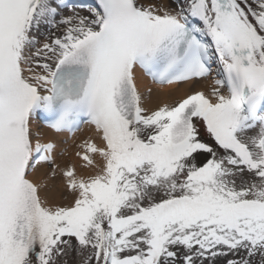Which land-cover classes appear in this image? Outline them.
Returning <instances> with one entry per match:
<instances>
[{
	"label": "snow or ice",
	"instance_id": "snow-or-ice-1",
	"mask_svg": "<svg viewBox=\"0 0 264 264\" xmlns=\"http://www.w3.org/2000/svg\"><path fill=\"white\" fill-rule=\"evenodd\" d=\"M0 264H264V0H0Z\"/></svg>",
	"mask_w": 264,
	"mask_h": 264
},
{
	"label": "bare ground",
	"instance_id": "bare-ground-1",
	"mask_svg": "<svg viewBox=\"0 0 264 264\" xmlns=\"http://www.w3.org/2000/svg\"><path fill=\"white\" fill-rule=\"evenodd\" d=\"M183 89L181 90L180 93H177L174 95L171 99H178L179 96L182 94ZM149 106H154V104L149 105ZM49 135H52L51 133ZM92 135L91 130L85 126L81 131L77 132L74 137H70L68 139V143L63 145V147L66 146V154L63 157H58V159L61 160V162H64L66 160V156H68L69 161H75L76 163H79V160L75 157L74 155V148L76 147L75 145L81 141L84 138H87L88 136ZM68 147V148H67Z\"/></svg>",
	"mask_w": 264,
	"mask_h": 264
},
{
	"label": "rangeland",
	"instance_id": "rangeland-1",
	"mask_svg": "<svg viewBox=\"0 0 264 264\" xmlns=\"http://www.w3.org/2000/svg\"><path fill=\"white\" fill-rule=\"evenodd\" d=\"M79 142H80V141H79ZM79 142H78V143H79ZM78 143H77V144H78ZM75 146H76V145H75ZM64 148L66 149V146H65ZM67 148H68V147H67ZM75 151H77V148H76V147L74 148V152H75ZM65 161H69L68 156H66V160H65Z\"/></svg>",
	"mask_w": 264,
	"mask_h": 264
}]
</instances>
